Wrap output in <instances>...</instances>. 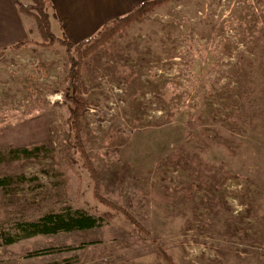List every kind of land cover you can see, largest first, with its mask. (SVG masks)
I'll return each instance as SVG.
<instances>
[{"label":"rangeland","instance_id":"obj_1","mask_svg":"<svg viewBox=\"0 0 264 264\" xmlns=\"http://www.w3.org/2000/svg\"><path fill=\"white\" fill-rule=\"evenodd\" d=\"M69 68L59 42L1 49L0 264H167L157 243L179 264H264V0H172L87 60L86 149L149 235L73 155ZM77 209L102 225L7 242Z\"/></svg>","mask_w":264,"mask_h":264},{"label":"trees","instance_id":"obj_2","mask_svg":"<svg viewBox=\"0 0 264 264\" xmlns=\"http://www.w3.org/2000/svg\"><path fill=\"white\" fill-rule=\"evenodd\" d=\"M172 0H143L132 11L120 16L112 22L106 23L103 28L95 35L81 40L77 43L73 42L66 35L57 36L53 29L50 18V8L52 6L50 0H31L30 3L19 2L20 9L32 15L38 24V29L43 37L42 42L33 40H23L13 44L14 48H22L29 43H37L40 45H52L59 42L66 47L68 58L70 62L69 77L74 91V99L67 102L69 108V115L66 122L69 126L73 143L74 156L80 154L83 159V164L86 167L91 181L94 198L118 213H121L125 219L139 232L149 235L148 228L126 207L119 205L104 195L102 191V181L97 168L93 162L92 157L86 149L83 131L84 119L90 110V101L83 95L82 80L83 71L87 60L94 54H97L108 43L115 40V38L123 31L128 30L135 22L143 20L158 8L165 6ZM16 157H29L32 153L27 147H18L12 150ZM73 156V157H74ZM42 222H32L29 224L30 229H24L15 236L10 234L7 239L8 243H14L24 238H30L42 233H58L61 231H71L74 229L92 228L102 225L103 218L89 214L83 210L77 209L68 214H49L41 219ZM2 245L0 239V246ZM157 248L161 257L167 264H179L174 257L166 250L165 246L157 243ZM136 264V263H126Z\"/></svg>","mask_w":264,"mask_h":264},{"label":"crops","instance_id":"obj_3","mask_svg":"<svg viewBox=\"0 0 264 264\" xmlns=\"http://www.w3.org/2000/svg\"><path fill=\"white\" fill-rule=\"evenodd\" d=\"M52 29L57 36L66 35L77 43L100 31L106 23L132 11L143 0H50ZM19 2L31 0H0V53L23 40L40 33L36 19L20 9ZM139 22V21H138ZM39 37V34H37Z\"/></svg>","mask_w":264,"mask_h":264}]
</instances>
